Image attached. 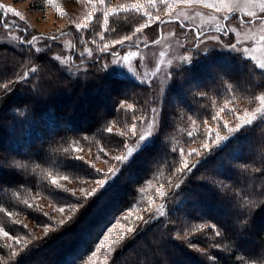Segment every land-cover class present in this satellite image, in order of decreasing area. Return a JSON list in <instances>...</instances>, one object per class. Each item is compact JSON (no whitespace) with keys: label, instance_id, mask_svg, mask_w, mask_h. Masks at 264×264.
<instances>
[{"label":"trees","instance_id":"16d2710c","mask_svg":"<svg viewBox=\"0 0 264 264\" xmlns=\"http://www.w3.org/2000/svg\"><path fill=\"white\" fill-rule=\"evenodd\" d=\"M110 23L106 31L110 37L105 36L117 41L122 32L141 23V16L135 11H123L112 16ZM160 27L161 23L156 26L154 41L161 36ZM92 28H97V33L102 31V25L94 23L87 32L70 33L74 42L71 64L76 70H69L52 58L56 50L63 49L58 40L46 39L54 52L46 49L36 53L26 44L0 45V208L4 209L0 216L7 217V212L24 214L44 225L49 219L24 204L27 195H41L60 207H69L82 199L62 186L51 185L52 177L57 175L75 182L94 180L88 174L94 164L77 156L74 148L103 146L123 148L126 153L129 144L124 146V139L107 132V128L115 125L124 129L132 125L139 110L144 111L145 106L156 102L152 84L136 83L108 72L103 60L111 50L100 51L91 60L80 58V42L90 38ZM252 65L253 62L247 63L246 58L236 53L213 49L207 55L196 56L191 65L175 74L177 80L166 98L170 102L175 100L171 105L177 103V110L204 122L216 111L214 100L229 95L249 98L264 91V76ZM32 67L37 71L20 81L19 77ZM120 103L125 104L123 109ZM98 111L100 116H94ZM169 126L174 134L180 135L178 122ZM202 135L195 134V138ZM234 136L238 139L229 140L228 148L218 151L215 147L204 154L190 174L193 179L188 194L193 195L194 204L191 201L184 210L185 204L176 212H168L165 220H158L143 236L132 235L120 246L111 264H264V120ZM184 137L185 142L192 141L189 136ZM168 147L159 138L148 149L139 150L100 197L94 194L85 207L76 205L72 226L58 228L48 235L49 241L43 240L22 260L17 262L16 254L12 258L16 260L9 259L12 263L5 264H39L35 261L39 256H42L40 264H85L96 238L129 209L156 169L170 161L165 155ZM64 148L69 152L64 153ZM132 170L137 176L132 175ZM244 212L248 213L250 224L239 228L237 216ZM6 221L3 224L10 233L25 231L11 219ZM212 224L222 232L221 237L214 235ZM195 226L201 229L189 243L196 249L178 238ZM87 230L93 235L78 240L79 233ZM217 244L219 247H215ZM145 247L149 253L144 256Z\"/></svg>","mask_w":264,"mask_h":264},{"label":"rangeland","instance_id":"374dc122","mask_svg":"<svg viewBox=\"0 0 264 264\" xmlns=\"http://www.w3.org/2000/svg\"><path fill=\"white\" fill-rule=\"evenodd\" d=\"M228 2L229 0H223V3L221 0H208V3L215 4L223 9L217 12L214 8H209L204 3L190 5L184 2H177V0H155V3L152 0H104L103 3H100V0H51V2L49 0H0L1 46L19 47L21 45L20 39H25L26 41L33 35L45 38L56 36L57 43L63 49L55 51L46 39L39 41L36 46L49 45L50 47L45 48L43 51L46 49L55 51L51 55L53 59L56 56H60L59 63L69 70H76L71 64L74 42L70 33L76 30L87 32V29L92 27L94 23L96 25L101 24V32L97 33L98 29L92 28L93 34H91L90 38L80 42L79 56L86 49L90 52V55L80 56V58L91 60L107 45V48L104 50L111 51L107 53L108 55L104 58L103 64L108 65L105 68L111 75L126 77L136 83L153 85V95H156V102L153 105L145 106L144 111L143 109L139 110L137 116L132 120V125L129 124L124 129H120L115 125L110 126V128L112 132L119 135L121 132H124V136L121 137L124 139V146L129 144L128 147H135L136 137L132 133L133 126H135L137 133H144L152 116L151 109L156 108L158 112L155 117L157 126L162 125L166 129V133L163 136L157 135L155 137L154 135L148 146L143 148L145 150L148 149V147L152 146L160 138L164 144H169L165 155L169 157L168 159L170 161H167L156 169L150 180L141 186L135 202L130 205L128 210H124L117 217L113 225H110L108 229L111 230V237L107 240L104 239L105 236H108V231L104 230L96 238V241L93 243L91 255L85 264H111L120 246L132 235L143 236L146 232H149V229L154 227V224L158 220H165L168 212H176L185 204L183 207L184 210L191 201V204H194L193 195L188 194L193 179L189 176L193 171L187 175L185 174L186 170H183L185 160H187L190 167L193 164L197 165L204 154L217 147L215 140L217 133L220 136H234L238 134L239 132L230 133L227 129L238 127L242 123L239 117L243 116L245 119H249L253 114L256 115V119L253 120L251 125L246 126V129L261 119L260 112L257 110H264V104L259 100L260 96H264V91L249 98L239 99L238 97L229 95L223 100H214L216 111L210 119L204 122H201L195 115L186 114L181 109L177 110V103L171 105L174 99L170 102V98L169 100L166 98L168 91L172 89V83L174 80H177L175 74L182 67L191 65L196 56L207 55L213 49L229 53L227 49L220 47L218 41L209 39V37L217 36L219 42L223 44L235 41L236 37L232 32H229L228 35L216 32L217 24L222 28L227 25L235 29L236 32L240 33L239 39L246 41L244 46H248L251 43L252 47L256 49L251 54L256 55L260 59H264V48L254 43L260 35L264 34V29L258 24L251 26L246 23L241 24L237 16L248 19L245 16V10H238L236 13L230 14L228 9L224 7V4ZM130 6H136L141 9L140 12H137L141 16V23H138L136 26H131L128 30L130 32H122L119 40L125 36H130L131 39L125 40L123 45L119 44L118 46L115 41L107 38L110 35H106V31L109 30V25H111V17L125 11V9H129ZM169 7L171 11L168 10ZM8 8H15L20 13V16L17 17L13 13L8 12ZM112 9H117V12H112ZM252 10L258 11V7H252ZM145 12L150 17L158 16L159 19H153L149 27H142V25L148 23V18L144 16ZM225 17L228 18L225 19ZM105 18L107 19V23H105ZM160 23L161 27L159 30L161 29V36L157 40L159 43H155L154 39L156 37L154 38V36L157 34L156 26ZM4 24H8L9 27L5 28ZM77 25H80L81 28L77 29ZM84 25H87L86 29L83 27ZM136 28H140V32H135ZM147 30L153 36L150 33L148 34ZM197 32L201 34L197 36ZM133 33L135 34L133 35ZM146 44L147 46H145ZM197 44H199V47H196ZM201 49L206 50L201 51ZM113 52L117 53V55H112ZM129 52L136 53L135 56L129 57L127 61L132 72L114 63L116 60L124 63L123 57L127 56ZM182 56H190L191 62H182L180 59ZM244 58L247 59V56H244ZM253 64H255V61H253ZM157 68L160 71L154 77L152 73ZM133 72L137 75L133 76ZM169 73H171V78H169ZM141 81H146L147 83H142ZM169 102L171 106L167 108V103ZM100 109L99 111L103 112V109ZM229 109H234L235 115ZM99 111L94 113V116H100ZM177 113L178 116L176 118L175 115ZM213 117L216 118L214 119ZM142 118L143 123H141ZM175 122L179 124L178 132L180 135L174 134L169 126V124ZM153 132L154 134L156 133V128L153 129ZM200 132L203 135L198 139L195 138V134ZM188 133H191V135L189 136ZM186 135L192 139L191 142H185L184 136ZM221 143L223 142L221 141ZM202 145H207V147L204 148ZM75 149L79 150L76 151ZM172 149H176L177 151L173 152ZM73 151L77 156H82L94 164L103 174H108L109 167H119L121 169L120 175L123 167L125 169L129 166V163L135 157L122 166L113 157L115 155H125L126 153L123 148L106 149L103 146L96 148L77 146ZM140 163H143V161ZM176 169H182L183 171L177 172ZM132 175H136L133 174V170ZM132 175L130 177L134 179ZM63 177L65 176L57 175L52 178L57 179V185L66 188L77 197L83 198L82 189L84 191H90L93 187H98L94 180L75 182L69 178L64 179ZM181 180H183L182 184H180ZM177 184H180L179 188L175 187ZM161 188L165 192V196L163 197L159 195V189ZM26 199L29 204L33 205V208L41 211L43 214L46 213L47 215L45 216L49 220L47 224L41 225L24 214H13V217H6V215L0 216V228H3V232H8L7 236L3 232H0V250L3 251L0 254V264L11 262L10 260L13 258V255L16 254L17 262L22 260L28 253L30 254L35 250L38 245L43 244V240L47 242L50 233L58 231V228L72 226L73 218H75L77 211L73 212L70 207H64V212H61L59 211L60 206L54 205L43 196L37 194L27 195ZM162 204L164 205V216H160L158 211ZM76 207L78 210V206ZM69 217H72V219L69 220ZM6 219H11L15 223L18 221V224L25 231L21 234L10 233L3 224ZM61 220L65 221L62 226L59 223ZM24 225L27 227H24ZM129 227L132 229L131 232L128 231ZM196 227L190 228L185 233L178 235L180 240L185 241L190 248L194 249L197 246L190 244L189 241L198 236L201 227ZM46 228L47 233L45 231ZM90 232V230H87V233L81 231L77 239L83 241L84 238H90L93 235ZM117 241L118 243H116ZM148 253L149 248L145 247L142 254L145 256ZM142 254L139 255L140 258L143 257ZM41 259L42 256H39L35 261L40 264L42 262Z\"/></svg>","mask_w":264,"mask_h":264},{"label":"snow or ice","instance_id":"6c2138e0","mask_svg":"<svg viewBox=\"0 0 264 264\" xmlns=\"http://www.w3.org/2000/svg\"><path fill=\"white\" fill-rule=\"evenodd\" d=\"M49 2H51V0H49ZM104 0H100V3H103ZM153 3H155V0H152ZM177 2H184L187 4H201L204 3L207 5V7L209 8H214L217 12L222 11L223 9L215 4H211L208 3V0H177ZM221 2L223 3V0H221ZM251 6V7H250ZM224 7H226L229 11V13H236L238 10H245V16L248 19H245V17H240L237 16V19L240 20L241 24H248L249 26L253 25V24H258L262 29H264V0H229L228 3L224 4ZM252 7H258V11H254L252 10ZM128 10H134L136 12H140L141 9L139 7L136 6H130L129 9H125V11ZM169 11H171V8L169 7L168 9ZM8 12L13 13L15 16L19 17L20 13L17 12L15 10V8H8L7 9ZM112 12H117V9H112ZM144 16L148 18V23L145 25H142V27H149L151 26L152 20L153 19H159V17H150L149 14L147 12L144 13ZM228 17H225V19H227ZM89 19H91V17H89ZM105 23H107V19L105 18ZM161 23H163V21H161ZM4 27L7 28L9 27L8 24H4ZM12 27H14V25H12ZM77 29H80L81 26L77 25L76 26ZM85 29L87 28V25L83 26ZM135 32H140V28H136ZM216 32L218 33H222L223 35H228L229 32L234 33L236 39L234 42L230 41L227 44H223L222 42H219V39L217 36H212L209 37V39L212 40H216L218 41L220 47L225 48L228 50V52L230 53H236L237 55L244 57L247 56V63L252 64L253 61H255V64L252 65V67L258 68L260 69V75L264 76V59H260L258 58L256 55H253L251 53H253L256 49H254L252 47V44L249 43L248 46H244L246 41L245 40H241L239 39L240 33L236 32L235 29L228 27L227 25L225 27H221L219 24L216 25ZM135 33H133L134 35ZM201 33L197 32V36H199ZM15 39V37H13ZM103 38V37H101ZM44 39H50V40H56V36H51V37H41V36H37V35H33L30 39H27L25 41V39H20V44L21 45H27L29 46L32 50H34L36 53H40L42 52L45 48L50 47L49 45H41V46H36L37 43L39 41H42ZM131 37L130 36H125L123 39L121 40H117L115 41L116 44H120L123 45L125 40H130ZM93 43H95V41H93ZM155 43H159V41H155ZM254 43L261 45L262 48H264V34L260 35L258 39H256L254 41ZM147 46V44L145 45ZM196 47H199V44L196 45ZM107 48V45L104 46V49ZM104 49H101V51H103ZM206 49H201V51H205ZM85 55H90V52H88V50L86 49L85 52L80 53V56L83 57ZM112 55H117V53L113 52ZM136 53L135 52H129L127 56L123 57V61L124 63H121V61L116 60L114 61L115 65L118 66H123L125 67L129 72H132L131 67L127 64V61L129 59V57L135 56ZM161 55H163V53H161ZM55 60L60 61V56H56L54 57ZM182 62H191V57L190 56H182L181 58ZM169 63H171V61H169ZM104 67H108V65H104ZM37 71V69L35 67H32L30 69H28V71H26L22 76L19 77L20 81H24L25 79H27V77L29 76L30 73H35ZM160 71L159 68L156 69L155 72L152 73V75L155 77L157 75V73ZM137 74L133 72V76H136ZM169 78H171V73L168 74ZM142 83H147L146 81H141ZM4 88L7 89L8 85L5 84ZM229 90H231V85H228ZM200 95H205L204 93H200ZM259 100L261 101L262 104H264V96H260ZM119 107L121 109H123L125 107L124 103H120ZM129 108H131V105H128ZM221 111H223V109H221ZM229 111L235 115V110L234 109H229ZM258 112H260L261 115V119L264 120V110L258 109ZM151 113L152 116L150 118V122L147 125V128L145 130L144 133H137L135 126H133L132 128V133L133 135L136 137L135 139V147H128L126 149V154L125 155H115L113 157L114 160L119 161L121 163V165H125L130 159H132L134 157V153H137L138 150H141L143 147L148 146V144L152 141L154 135L155 137L157 135H161L163 136L166 133V129L162 127V125L157 126V121L155 119L156 115L158 114L157 109L156 108H152L151 109ZM214 119L216 117H213ZM256 119V115L253 114L251 118L249 119H245V117L241 116L239 117V120L242 122L238 127L236 128H228L227 131L230 133H236V132H240L241 129H246V126L251 125L253 120ZM141 123H143V118L141 119ZM226 127V125H225ZM156 128V133L154 134L153 129ZM107 132L111 133L112 129L109 127L107 128ZM188 135L190 136L191 133H188ZM120 136L123 137L124 136V132L120 133ZM87 139V138H84ZM238 139L235 136H220L219 133L216 134L215 136V140L217 142L216 146L218 151H223L224 149L229 147V140H232L233 142H235V140ZM221 141L223 143H221ZM122 143V142H121ZM202 147L206 148L207 145H202ZM76 151H78L79 149H75ZM101 151H103V149H101ZM173 152L177 151L176 149H172ZM195 151V150H194ZM64 153H68L69 149L68 148H64L63 149ZM71 159L73 160H79V157H71ZM86 163V162H85ZM197 165L193 164L191 167L188 165L187 160H185L184 162V166H183V170H186L185 174L187 175L188 173H191L193 171L194 168H196ZM120 168H112L109 167L108 169V174L105 175L103 174L100 170H96L94 168V166H92V170L88 173L90 176H92L94 178V182L98 187H93L90 191H84L83 189L82 191V199L76 200L74 203L69 204L70 209L75 212L77 211V207L76 205L78 204L80 207H85L87 200L89 197L93 196L94 194H97V198L100 197L101 193L103 190L106 189L107 186H109L111 181H114L115 178L119 175L120 173ZM182 169H176L177 172L183 171ZM49 175H51L49 173ZM64 179H67L68 177L65 176L63 177ZM183 183V180L180 181V184ZM180 184H177L175 187L179 188ZM51 185L53 186H57V179L56 178H52L51 179ZM55 190V189H53ZM19 195V193H17V196ZM74 195V194H72ZM159 195L161 197L165 196V192L163 190V188L159 189ZM24 204L27 205L29 208L33 207V205L29 204L27 200H24ZM4 211V209L0 208V212ZM59 211L64 212V207H60ZM159 215L160 216H164L165 212H164V205H160L159 208ZM7 215L9 217H11L13 215L12 212H7ZM44 215H47L46 213ZM72 217H69V220H71ZM237 221L238 223V227L239 228H247L250 224V220L248 219V213L244 212L240 215L237 216ZM16 223H19L18 221ZM60 225L62 226L65 221L61 220ZM24 227H27L26 225H24ZM201 227H205V225H201ZM212 231L214 233V235L216 237H221L222 236V232L220 230L217 229V225L216 224H212L211 225ZM108 231V236H105L104 239H109L112 235L111 230L110 229H106ZM46 233H47V228L45 229ZM128 231L131 232L132 229L129 227ZM0 232H3V228H0ZM3 234L5 236L8 235V232H3ZM102 234V233H101ZM242 234V233H241ZM118 243V241L116 242ZM215 247H219V244L215 245ZM109 251H111V249H109ZM210 260L214 259V258H209Z\"/></svg>","mask_w":264,"mask_h":264}]
</instances>
